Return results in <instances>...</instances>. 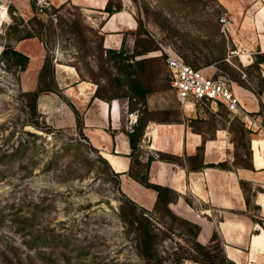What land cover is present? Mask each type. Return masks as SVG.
Listing matches in <instances>:
<instances>
[{"label": "rangeland", "instance_id": "1", "mask_svg": "<svg viewBox=\"0 0 264 264\" xmlns=\"http://www.w3.org/2000/svg\"><path fill=\"white\" fill-rule=\"evenodd\" d=\"M129 1L126 3L138 21L136 32L145 35L124 32L121 57L130 55L134 40L139 41L136 49L152 48L132 57L146 59L141 68L133 67L147 91L143 103L129 99L127 93L124 94L125 86L118 88L108 77H103L102 82L99 78L105 70L113 73L112 65L119 68L130 62L119 58L105 60L104 54L100 58L104 61L99 60L96 31L106 14L96 8L84 10L66 2L51 5L55 20L36 15L42 22L39 29L31 20L35 15L33 0H0V49L6 41L15 47L14 36L5 35L8 25L30 31L34 35L31 37L42 42L45 55L47 51L50 53L52 63L73 66L78 81H89L92 72L94 78L99 79L104 99L116 94L124 110L133 106L132 121L184 119L204 137L212 136L216 128H227L234 146L232 165H247L250 158L247 139L251 132L240 131L242 111H227L220 101L182 104L170 88L162 58L152 53L158 44L168 45L184 62L187 60L188 65L202 68L213 77L220 76L228 85L232 82L252 90L261 99L264 64L252 66L251 60L248 65H242L237 58V54L248 51L253 52V58L260 50L239 44L232 33L222 27L218 17L226 13L217 0ZM110 2L115 4L116 0ZM27 3L31 11L23 15L19 10ZM72 21H77L80 31L69 28ZM219 49L225 54L224 60L206 63L208 51L217 54ZM55 76L61 85L70 81L64 75L54 74L51 67L47 74L40 69L37 75H25L23 70L17 71L0 61V264H5L1 252L11 246H18L23 254L29 253L35 258V264H48L47 255H36L35 251L49 247L57 254L54 262L49 260L51 264H147L136 251L132 227L119 215L126 206L120 200L122 192L114 176L96 160L98 153L87 145L77 125L53 127L51 114L40 113L36 104L32 114L25 105L27 99L21 100L18 96L21 91L34 89L42 94L54 92ZM35 82L33 89L26 90ZM260 104L257 123L250 128L263 132L264 101ZM246 116L255 117L253 113ZM18 142L21 144L14 151ZM147 213L157 235L156 258L162 264L209 263L191 249L188 225L171 220L161 210ZM34 234L40 235L39 240L31 239Z\"/></svg>", "mask_w": 264, "mask_h": 264}, {"label": "crops", "instance_id": "2", "mask_svg": "<svg viewBox=\"0 0 264 264\" xmlns=\"http://www.w3.org/2000/svg\"><path fill=\"white\" fill-rule=\"evenodd\" d=\"M49 1L52 6L66 2L84 10L90 7L104 13L100 9L107 0ZM126 2L130 3L121 0L120 10L103 17L98 25L102 47L118 49L123 33L136 29V15ZM217 2L229 19L230 25L226 28L233 39L246 48L254 47L264 52V0ZM22 6L21 14L30 13L28 3ZM14 48L27 57L22 69L24 74L37 75L45 56L42 42L36 37L24 38L17 40ZM152 54L159 56L156 52ZM252 54L248 51L237 54V58L242 65H248ZM52 68L54 74L64 75L70 81L61 85L55 76L56 90L50 94L40 92L36 97L38 111L51 114L53 127L77 125L87 145L116 173L122 194L137 206L153 211L156 192L128 175V133L136 127L138 120L132 121L129 116L134 110H124L117 98L107 101L96 97L95 84L78 81L73 66L53 62ZM35 84L26 90L33 89ZM226 86L237 99L244 126L251 131L249 166L232 165L234 146L227 128H216L212 136L204 137L190 128L184 119L145 121L134 155L141 165L151 158L147 164V182L166 187L175 194V198L167 202V208L175 216L198 226L195 236L198 243L205 244L215 231L228 260L235 264H264V128L263 132L250 128L257 123L259 104L263 99L258 93L232 82ZM246 113H253L255 117L248 118ZM158 153L170 154L175 159H162ZM221 162L225 166H219Z\"/></svg>", "mask_w": 264, "mask_h": 264}, {"label": "trees", "instance_id": "3", "mask_svg": "<svg viewBox=\"0 0 264 264\" xmlns=\"http://www.w3.org/2000/svg\"><path fill=\"white\" fill-rule=\"evenodd\" d=\"M120 8H121V0H116L115 4H112L110 0H107L104 7L100 9V11L104 12L106 16H108L112 14L113 12L120 10ZM31 20H34L38 28L41 29L42 22L40 21L39 17L37 18L36 15H33L31 17ZM68 26L69 28H76V30L80 31L77 21H72L71 23L69 22ZM7 28L9 30L5 32V35H9V34L13 35L14 37H12V39L14 41L20 40L22 38L34 36L32 35L30 31L17 29L15 25H8ZM21 31L23 32V34H21ZM96 33L98 34V31H96ZM129 33L133 35L138 34V36L145 35L144 32L142 33L136 32V29L135 31L133 30ZM98 36H99V39H98L97 48H98L99 60L104 61L100 59L102 54H104L105 60H113V59L119 58V59H124L125 61L128 59V62H130L127 64H122L119 68H117V66L115 65L114 66L112 65V69L114 70V72L112 73V72L105 70L104 74L99 75L101 82L104 80L103 77H108L109 78L108 81H111V82L113 81V83L118 88L121 86H125L126 92H124V94L127 93V97L129 99L140 100L143 103L145 101V96L147 94V91L143 88L140 78H139V74L135 72L133 67L136 66L137 68H141L143 64L146 62V59L145 58L132 59V57L140 55L144 53L145 51H149L152 48L145 47L140 50L136 49V46L138 45L139 41L134 40L133 49L130 55L128 56L130 58L128 57L122 58L121 57L123 54L122 45L118 49L104 48L102 47V44H101L102 36L100 34H98ZM140 41H143V40H140ZM160 57L162 58V61H163V57L162 56ZM224 57H225V54L221 52V49H219L217 54H214L211 52V50H209L208 55L206 56L205 62L212 63V62H217V61H223ZM1 60L5 61L8 66L15 67L17 71L22 70L26 66V63H27V57L24 54H22L20 51L16 50L13 46H11V44L8 41L1 44L0 61ZM185 61L188 62L187 60ZM259 63L264 64V52H259V51L256 52L253 55L252 63H250V65L257 66ZM49 67L52 68V61H51L50 53L47 51L44 57L42 66H41L42 73L44 74L49 73ZM87 71L91 72L90 69H87ZM78 74L80 76L79 72ZM89 81L93 82L96 85L94 95L96 97L104 99V97H102V95L100 94L101 88H100L99 79L94 78V75H92V72H91V77H89ZM39 92H40L39 89H34L30 91H21L18 95L21 100L27 99V102L25 101V105L26 107H28V109L30 110L32 114L35 111V100ZM116 97H117L116 94L109 95L105 97L106 98L105 100L109 98L111 99L116 98ZM262 99H263L262 101H264V88L262 90ZM260 105L261 104H259V106ZM129 109L133 110L134 108L133 106H129ZM147 120H144L141 122V119L138 118L136 127L133 128L132 131L128 133V141H129V147H130V153H129L130 168L128 170V175L136 179L138 182H140L144 186L149 187L156 192V200L153 206L154 213H158L161 210L171 220H178L189 226V231H190L189 232L190 233L189 242H190L191 249H193L195 252L201 255L205 260H207L209 262L208 264H235L224 256L223 251H222L221 241L215 231L211 233L209 240L205 244L198 243L195 240V236L198 231V226L175 216L167 208V202L170 200H173L175 198V194L172 193L166 187H162L160 185L147 182L146 180L147 164L151 158L150 157L147 158L145 165H141L137 161L136 155H134V152L136 151V141L142 133L143 123ZM190 120H192V118H188V121ZM28 124H34V123H28ZM187 125L189 126V124ZM240 125L241 127H243V128H240V131H246L248 134L251 132L249 129H247L244 126V123L242 121H240ZM28 134L32 135L33 133L28 132ZM248 140L249 138L247 139V141ZM20 144L21 143L18 142L16 148H14V151L17 150V147H19ZM248 153L250 155V150ZM158 156L165 160L175 159V157L170 154L158 153ZM96 160L104 164V167L108 170V172L112 176H114L115 182L117 183L116 173L110 170L106 161L100 155H96ZM218 165L225 166L223 162L218 163ZM249 165L250 164L248 162V164L245 166H249ZM133 166H135L134 169H133ZM120 197H121L120 200L122 199L126 207L120 210L119 215L126 222H128L130 227H132L133 229L134 239L136 243V251L146 261L147 264H162V262L156 258L157 251L155 248L156 247L155 244H156L157 235L152 229L150 215L147 213L148 211L142 208H139L134 202H132L129 198L124 196L122 193H120ZM30 237L34 241V240H39L40 235L34 234V237L33 236H30ZM211 250H214L215 253H210ZM59 252L64 254L63 251H59ZM41 253H44L47 255L48 264H51V261L54 262V259L57 255L55 254L54 249L51 247H49L48 249H45V251L44 250L42 251V249L35 251L36 255L41 254ZM1 259L4 261L5 264H35V260H34L35 258L32 257L29 253L23 254V252L19 249L18 246H11L9 247L8 250H3L1 252ZM192 260L197 261L196 258H192Z\"/></svg>", "mask_w": 264, "mask_h": 264}, {"label": "built area", "instance_id": "4", "mask_svg": "<svg viewBox=\"0 0 264 264\" xmlns=\"http://www.w3.org/2000/svg\"><path fill=\"white\" fill-rule=\"evenodd\" d=\"M33 3L35 15L55 20V14L51 9L49 0H33ZM218 21L224 28L230 25L228 17L224 14L218 17ZM155 52L163 57L170 88L182 104L209 100L222 102L225 109L230 112L238 109L237 99L226 86L224 78L220 76L213 77L208 75L202 68L188 65L168 45L158 44Z\"/></svg>", "mask_w": 264, "mask_h": 264}]
</instances>
